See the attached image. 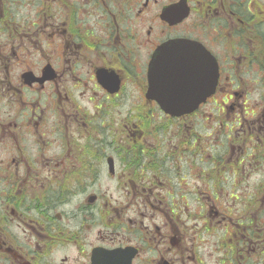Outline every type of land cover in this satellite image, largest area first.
I'll return each mask as SVG.
<instances>
[{"label":"flooded vegetation","instance_id":"obj_1","mask_svg":"<svg viewBox=\"0 0 264 264\" xmlns=\"http://www.w3.org/2000/svg\"><path fill=\"white\" fill-rule=\"evenodd\" d=\"M0 264H264V0H0Z\"/></svg>","mask_w":264,"mask_h":264},{"label":"water","instance_id":"obj_2","mask_svg":"<svg viewBox=\"0 0 264 264\" xmlns=\"http://www.w3.org/2000/svg\"><path fill=\"white\" fill-rule=\"evenodd\" d=\"M179 64H182V63H179ZM217 78H218V69H217L216 63L213 62V64H212V82H213V84H212V89L210 92H212L215 89ZM209 90H210V88H209ZM210 94L211 93H189L188 95H181V97H185L188 99H195L196 98L197 104H198L200 101L204 100L205 97L210 95Z\"/></svg>","mask_w":264,"mask_h":264}]
</instances>
